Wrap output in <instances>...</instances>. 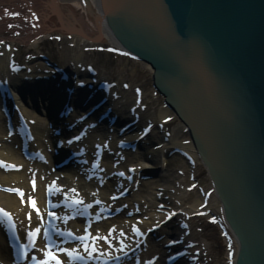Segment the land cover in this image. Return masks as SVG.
Wrapping results in <instances>:
<instances>
[{
    "label": "bare ground",
    "instance_id": "6f19581e",
    "mask_svg": "<svg viewBox=\"0 0 264 264\" xmlns=\"http://www.w3.org/2000/svg\"><path fill=\"white\" fill-rule=\"evenodd\" d=\"M55 34L66 37L75 44L87 43L91 48L103 50L110 48L114 52H120L122 56L125 53L107 29L98 0H0L1 39L25 45L31 40L33 43L42 38L52 41L48 37ZM80 57L75 56L78 60L71 58L67 67L59 71L68 74L67 78L62 76L64 81L61 83H65V90L56 85L53 87L54 84H50L48 80L53 76L52 73L56 78L61 74L53 72L50 66L36 68L34 63L37 59L32 60V71L29 74H20L14 70L13 78L10 79V73L2 72V76H5L2 80L6 81L9 89L13 91L11 97L18 99L15 104L19 113H22L21 116L27 122L32 120V154L40 153L42 160L32 157V161L28 162L21 158L19 148H15L19 143L17 138L14 133H6V120L1 117L3 112L0 102V166L4 169L21 166L17 172L0 168V188L15 190L18 193L15 196L0 191V209L10 215L13 228L19 232L20 238H24L29 230L39 229V237L32 242L34 250H37L36 246L43 247V227L46 225L55 229L58 242V248L56 245L53 252L55 259L49 258L52 250H42L44 256H39L41 252L38 254L42 264H57V261L59 264H79V260H83L84 264H135V260L140 261V264H164L166 258H162L159 252L161 248L164 257L166 252H172L169 256L174 257L173 264H183L187 262L186 259H196L193 264H204L201 259L202 250L195 248L194 256V252L188 255L180 248L178 240L188 238L191 233L187 232V227L174 222L173 219V216H177L176 211L183 215V219L190 216L189 214H204L209 212L210 207L219 206L218 202L216 205L209 202L205 204L204 198L197 195L187 208H183L178 206L177 199L173 197L180 178L178 161L183 162L176 149L185 152L189 159L196 157L186 132L182 142L177 140L178 132L184 129L183 125L168 132L167 138L160 134L155 135L160 126L167 129L166 125L174 116L164 103V98L155 91L162 98L163 105L156 109L149 106L140 108L136 100L144 99L140 96L139 86H133L132 89L126 84L125 88V80L121 81L123 78L104 73L102 70L98 74L92 63L79 64ZM0 63L2 70L7 71L9 59L3 57ZM70 76L75 77L76 82L79 81V86L83 83V87L75 89L71 86L73 79ZM17 88L23 91V98H17L15 95ZM102 88H105V93H100V96L103 95L97 102L106 99V103L100 105L93 116L77 109L86 100L94 97L97 99ZM61 105L70 109L65 120L69 123L67 127L74 132L69 137L82 133V136L78 137V144L73 145L71 151H77L75 154L79 156L76 167L79 161L88 165V168L86 165L83 167L84 172L82 169L74 173L52 170L53 146L56 147L61 160L67 161L64 147L61 146H68L64 141L69 137L64 134ZM92 106L94 105L88 103L85 107ZM5 109L11 115L10 107L6 106ZM107 110L109 111L104 114ZM145 112L155 114V118L146 121V117L151 116L149 114L145 117ZM129 118L128 123L138 119V124L134 122L129 125L130 129L137 127L138 131H125L121 136H117L122 127L121 123ZM93 123H97L96 127L87 128ZM55 127L59 134H55ZM148 128L149 131L143 136L144 130ZM112 136L117 137L114 139ZM130 140L137 146L133 150L114 147L118 141L126 146ZM152 142V146L148 145ZM139 144L143 145L144 155L154 150L159 160L156 161L155 154L153 163L150 158L143 162L142 152L138 150ZM28 149H31L30 144L27 151ZM120 160L124 161L119 163L124 168L122 172L125 178L119 173L117 161ZM184 161L188 162L186 158ZM155 175L165 179L166 184H159L158 180H154L152 177ZM137 176L141 177L137 181H143V188L139 191L137 188L134 190L132 185L137 182ZM93 179L95 182H91ZM144 186L152 190L151 194L146 188L144 190ZM209 188L213 193L212 187ZM123 189H126V196L115 202L114 197ZM31 202H34V208ZM105 214L109 216L105 218ZM48 217L51 219L50 223H46ZM6 219L0 212V229ZM221 222L224 225L223 219ZM97 223L102 224L98 226L102 227L99 232L92 229ZM224 229L226 230L225 225ZM166 230L172 232V237L163 234ZM158 233L161 238L156 241ZM75 236H78L76 242H68L67 237ZM2 240L0 236V264H10L5 257ZM132 248L134 250L129 252ZM119 256L123 258L120 259Z\"/></svg>",
    "mask_w": 264,
    "mask_h": 264
},
{
    "label": "water",
    "instance_id": "95a60500",
    "mask_svg": "<svg viewBox=\"0 0 264 264\" xmlns=\"http://www.w3.org/2000/svg\"><path fill=\"white\" fill-rule=\"evenodd\" d=\"M98 2L125 58L148 66L152 87L185 128L235 240L233 264H264V0ZM53 76L54 87L68 74ZM101 90L77 109L93 116L106 103L97 102ZM128 120L118 134L136 123Z\"/></svg>",
    "mask_w": 264,
    "mask_h": 264
},
{
    "label": "rangeland",
    "instance_id": "374dc122",
    "mask_svg": "<svg viewBox=\"0 0 264 264\" xmlns=\"http://www.w3.org/2000/svg\"><path fill=\"white\" fill-rule=\"evenodd\" d=\"M48 38H51L52 41L42 38L38 41H33V43L31 40L25 45L15 42L10 43L8 40L1 39L0 59L7 57V59L10 61L9 65L7 66V71L10 72L12 70L11 65L13 64L16 66L21 65L25 67V63H28L27 61L31 62L34 59H37L34 63L36 68H47L43 61L38 60L39 55L46 56L51 63H54L56 66L64 69V67H67V64L70 63L69 60L71 58L76 59L75 56H81L79 60L81 62H79V64L87 62L92 63V67L96 70V72H98V74L101 73L102 70L104 73H109L113 76L117 75L123 78L121 81L124 82L125 80V86L128 84V86L132 89L133 86H139L141 91L140 96L144 99L137 104L140 108L142 106L148 108L149 106L156 109L157 107H161L163 105L161 100L162 98L152 87L151 71L145 66V64L131 59H126L118 52H109L106 51V49L98 50L95 47L91 48L87 43L75 44L70 42L71 40L68 38L61 37L60 35L55 34ZM1 69L2 63H0V72ZM29 69L32 70L31 65ZM149 114V112H145L144 116L146 117V115ZM150 116L151 117H146V121L155 118H153V116H155L153 113H151ZM170 119L171 120L166 125L167 129H164L163 126L158 128L159 134L165 136L166 138L168 132H171L172 130L175 131V128L181 125V123L176 119L175 115ZM158 130H156V132H158ZM184 131L185 130L183 129L182 132H178L177 140H181V142L183 141L182 139L184 137ZM182 160L183 162L178 161L177 168L179 170L178 174L180 175V178L178 179L179 182L175 187L176 194L173 195V197L177 199L178 206L187 208V206L191 204L192 199L197 195H199L200 198H204L205 204H207L206 202H209L213 205H216L217 199L214 195V192L212 193L211 189L209 188L211 186L209 178L198 158H191V165L189 166L187 163H185L184 159ZM158 183L164 185L166 184V181L165 179H158ZM142 186L143 181L139 184L137 182L135 183V188H137L138 191L140 188H143ZM145 188L151 194L152 190L144 186V190ZM204 214L197 212L193 215L189 214L190 216H186L182 219L183 215L176 211L177 216L173 217L176 219L175 222H182L188 228L187 232L191 233V235L188 237V242L194 243V248L197 250H202L204 259H201L204 261V264H233L236 252V243L226 226L225 228L228 232L224 229L225 224L223 225L221 222L223 218L220 206H213V208L210 207L209 212L207 211ZM98 226H102V224H94V228L92 229H94L95 232L101 231L102 227ZM189 228L191 231H189ZM165 232L168 233L169 231L166 230ZM159 234L160 233H158L156 241L161 238ZM159 252L162 254V258H165L164 253H162V248ZM159 264L163 263L161 262Z\"/></svg>",
    "mask_w": 264,
    "mask_h": 264
},
{
    "label": "snow or ice",
    "instance_id": "6c2138e0",
    "mask_svg": "<svg viewBox=\"0 0 264 264\" xmlns=\"http://www.w3.org/2000/svg\"><path fill=\"white\" fill-rule=\"evenodd\" d=\"M76 203H79V201H76ZM31 206L34 208L35 207V204H34V202H31ZM0 212H2L3 213V216L5 217V218H7L9 221H11V217H10V215L7 213V212H3V210L2 209H0ZM31 217H29V219H30ZM14 227V226H13ZM36 231H39V229H37ZM29 235L30 236H35L36 235V232H31V233H29ZM81 239H83V238H81ZM95 249H93V251H94ZM50 255V254H49ZM52 259H55V257H51ZM44 264H46V262H44ZM57 264H59V261H57Z\"/></svg>",
    "mask_w": 264,
    "mask_h": 264
}]
</instances>
